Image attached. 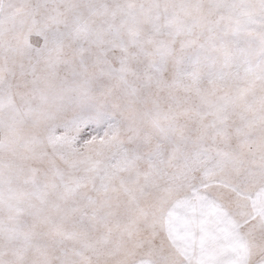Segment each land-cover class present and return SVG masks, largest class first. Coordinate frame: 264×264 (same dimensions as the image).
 I'll use <instances>...</instances> for the list:
<instances>
[{
    "label": "snow or ice",
    "instance_id": "snow-or-ice-1",
    "mask_svg": "<svg viewBox=\"0 0 264 264\" xmlns=\"http://www.w3.org/2000/svg\"><path fill=\"white\" fill-rule=\"evenodd\" d=\"M0 264H264V0H0Z\"/></svg>",
    "mask_w": 264,
    "mask_h": 264
}]
</instances>
